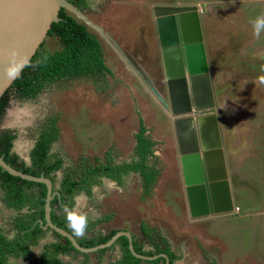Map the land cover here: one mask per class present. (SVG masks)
I'll use <instances>...</instances> for the list:
<instances>
[{"label":"rangeland","instance_id":"rangeland-1","mask_svg":"<svg viewBox=\"0 0 264 264\" xmlns=\"http://www.w3.org/2000/svg\"><path fill=\"white\" fill-rule=\"evenodd\" d=\"M162 1L172 5L177 0ZM156 2L160 0H93L83 14L104 33L109 30L118 42L126 44L128 33H134L126 26L139 22L136 15L149 10ZM179 4L203 10L201 24L208 44L216 99L211 111L219 121L226 149L233 206L238 207L233 213L190 220L176 139L173 130L165 129L166 124L171 127L170 120L148 94V89L122 66L113 48L89 26L88 30L103 42L106 63L112 73L106 77L107 85L103 82L95 85L89 79L64 81L42 91L35 100L10 93L7 110L0 117V131L19 133L15 151L21 159L28 160L38 132L35 130L56 118L59 137L52 151L61 156L65 171L80 169L81 159L91 165L95 159L104 164L106 154L115 155L116 158H109L114 164L128 160L141 119L148 130L146 134L156 143L154 152L160 168L151 196L141 200L138 176H129L123 186L102 177V183L92 187V196L79 192L72 207H67H75L88 221L107 218L91 232L84 229L79 238L123 231L130 233L143 250H153L154 246L142 234L144 225L155 230L150 232L154 237L161 234L169 242L178 256L174 264H264V83L261 82L264 80V31L257 37L251 23L257 17H264V0H179ZM142 33L139 30L134 36L144 41ZM43 43L49 51L59 48L49 37ZM152 44L154 53L149 56L150 60L154 59L157 49L155 42ZM128 48L131 50L133 46ZM151 63L155 78L160 81L159 57ZM64 171L50 180L55 189ZM64 209L60 213L65 214ZM12 215L0 193V228L12 227L6 222ZM46 234L44 240L48 242L40 241L31 248L28 257L10 259V262L42 264L46 246L58 240L50 232ZM11 236L12 233L8 234ZM109 248L101 256L90 252L86 253V259L82 254L71 253L60 255L59 259L65 264H110L121 256V247L112 244Z\"/></svg>","mask_w":264,"mask_h":264},{"label":"trees","instance_id":"trees-1","mask_svg":"<svg viewBox=\"0 0 264 264\" xmlns=\"http://www.w3.org/2000/svg\"><path fill=\"white\" fill-rule=\"evenodd\" d=\"M68 1L82 11L90 8L92 2V0ZM58 18V22L51 24L47 37L54 39L59 48L55 51H49L44 47V43L40 44L38 50L31 57L29 64L22 69L20 75L0 98V117L3 116L8 107L10 93L21 98L35 100L42 91L64 81L89 79L95 81V85L100 82L107 85L105 83L106 77L112 76V73L106 63L102 40L97 35L92 34L85 25L63 8L59 10ZM139 124L140 127L134 135V158L130 162L114 164L109 158H106L104 164L95 159L91 165L81 159L83 166L80 169L63 170L64 176L59 192L61 201L66 205L65 207H72L73 199L79 192H86L92 196V187L101 184L100 178H108L115 181L118 186H123L125 179L131 173L137 175L140 180L141 200L144 201L151 196L153 186L160 175L158 157L153 153V147L156 143L149 134H146L148 130L142 124L141 119H139ZM42 128L31 151V166H25L23 162L18 164V158L10 156L9 151L13 137L9 134H4L3 139L0 140V156L7 164L23 174L33 177L44 176L53 180L51 174L63 168L62 158H56L55 155L50 157L49 155L51 146L59 137L56 118L48 120ZM0 181L6 192L5 202L7 207L17 212L27 207L29 211V214L23 217L16 216L13 228L11 227L8 231L13 233L11 237H8L5 233L7 230L4 231L0 228V264H12L10 259L28 257L31 254V248L37 245L39 240L46 234L36 222L37 219L43 220L46 187L43 183L31 182L12 176L3 171L1 167ZM33 188H39L40 190L31 194L27 193V189ZM56 201V199L53 200L51 205L56 204ZM51 220L58 227L67 230L72 236L76 237L67 226L65 216H58L52 211ZM105 220L107 218L89 220L85 230L91 232ZM141 231L149 243L154 246V249L143 250L142 246L132 236L133 249L141 256L155 257V259L135 257L129 249L128 239L121 236L113 244L120 245L121 256L110 264H165V259H168V263L172 264L178 259L176 253L171 250L169 242L161 234L154 237L152 233L155 230H149L144 225H142ZM117 232L112 230L106 235L95 233L91 238L83 236L77 239V242L83 248H92L107 243ZM54 235L58 237V240L46 246L42 255V264H65L59 259V256L70 255L71 253L74 255L82 254L87 259L88 255L76 250L67 238L58 236L56 233ZM111 248L99 249L96 253L101 256Z\"/></svg>","mask_w":264,"mask_h":264},{"label":"water","instance_id":"water-1","mask_svg":"<svg viewBox=\"0 0 264 264\" xmlns=\"http://www.w3.org/2000/svg\"><path fill=\"white\" fill-rule=\"evenodd\" d=\"M61 8L73 14L87 28L95 29L120 56V50L113 45L115 42L112 38L90 22L68 0H0V98L29 64L47 37L51 24L59 21L58 12ZM202 13L203 10H199L198 6L154 8L169 104L150 83L146 85L152 97L166 111L170 110V117L175 119L173 127L182 180L189 215L194 220L227 215L234 209L216 114L209 113L195 119L176 118L215 107L200 18ZM10 66L16 69L11 75L6 72ZM0 167L12 176L45 185L46 225L42 228L49 227L67 238L79 252H96L110 247L119 237L125 236L135 257L155 259L137 254L133 249L132 235L123 231L117 232L103 245L81 247L74 236L51 222V201L58 193L52 192V183L48 178L23 174L7 164L2 157Z\"/></svg>","mask_w":264,"mask_h":264},{"label":"flooded vegetation","instance_id":"flooded-vegetation-1","mask_svg":"<svg viewBox=\"0 0 264 264\" xmlns=\"http://www.w3.org/2000/svg\"><path fill=\"white\" fill-rule=\"evenodd\" d=\"M179 5H180L179 4V0L176 1V4L173 3L172 5L165 4V3H163L162 0H160V2H156L155 4H151L149 10H143V11L140 12L139 15H136L137 17H135V18H139V22H134L133 24L131 23L130 25H127L126 27L132 28L134 30L135 35H136L137 31H139V30L143 31L142 34L144 36V41L142 39L136 38L134 36V33H132V34L128 33L129 41H128V43L126 42V44H124V43L118 42V40H116V38H114L113 36H111L109 30H107V32H105V33H107V35L109 37L112 38V41L115 42V43L113 42L114 43L113 45H115V46H117L119 48V50H120V56L115 51H113V52L116 54V56L121 61L122 66L129 72V74L131 76H133L136 80H138L142 84V86L145 87L146 89H147V86H146L147 83H150L151 85L153 84L154 87L158 90V92L162 96V98L168 104H169V95H168L167 86H166V80H165V75H164V67H163V60H162L161 49H160V44H159V39H158L157 27H156V23H155L154 8H156V7L163 8V7H168V6L178 7ZM80 11H82V10H80ZM82 12L85 13V10H83ZM141 18L143 19V21L141 20ZM132 20H134V17L132 18ZM126 35H127V33H126ZM148 40H150V41L148 42ZM119 41H121V40H119ZM151 41L152 42H155V44H156V46H154V48L157 47L156 52H155V57H154L153 60H150L149 59V56H151L154 53L153 52L154 49H152L154 43L152 44ZM135 42H138V44H134ZM127 44H129V45H127ZM204 44H205V51H206V56H207V63H208V68H209V75H210L211 86H212L213 97H214L215 96V91H214V86L212 84V76H211V72H210V64L208 62V48H207L208 44H207L205 38H204ZM130 46H133V48L131 50H129V48H128ZM146 54H147V56H146ZM158 57H159L160 66H161L160 81H157V78H155V76L157 77V75L155 74V72L152 71V67H150L151 66L150 64H152L151 62H154V60L157 61V58ZM149 67H150V69H149ZM150 78H151V80H150ZM153 80H155V82H158V86H155V82ZM102 91H103V89H102ZM148 94H150V93H148ZM189 99H190V96H189ZM190 102H191V100H190ZM214 104H216L215 97H214ZM158 105L162 109V111L165 112L166 117L170 120V123H171V127H169V126L167 127V124H166L165 125L166 126L165 129L166 130L167 129L173 130V133H174V136H175V131H174V127H173L174 126L173 123L175 122V119L172 120V118H171L172 116L170 117V115H171L170 110H167L166 111L159 102H158ZM6 110H7V108H6ZM6 110H5V112H6ZM209 113H212V111L209 110V111H205V112H191V113L188 114L187 117L177 116L176 118H178V119H184V118H193V119H195L198 116L206 115V114H209ZM164 124L165 123H162V125H164ZM218 124H219V121H218ZM42 129L43 128H39V129L35 130V131H38V132H36L37 134L35 133L36 135L33 138L32 147L30 148V150L28 152V155H27L28 160L21 159L22 157L19 156L16 153V151H15L16 150L15 149V142L19 138V133L16 130H2V131H0V140L3 139V135L4 134H6V135L9 134V136H12L13 137V139L11 141V145L12 146H11V149L9 151L10 156H15L16 158H18V160H17V163L18 164H20V163L23 162L25 164V166H31V164H32V161H31V151H32L34 145L36 144L37 138L39 136V132ZM219 129H220V124H219ZM197 134H198V132H197ZM220 137H221L222 147H223V151H224V155H225V163H226V169H227V174H228V166H227V160H226V149H225V146H224V140H223V138L221 136V132H220ZM175 139H176V137H175ZM57 141H55V143L51 146V148L49 150L50 157L52 155H55L56 158H61V156L57 155L55 152L52 151V149H53V147H54V145L56 144ZM176 145H177V142H176ZM133 150H134V147H133ZM133 150H132V154L129 157V159L128 160H125L123 162H130V160L132 158H134V156H133ZM153 150H154V147H153ZM177 150H178V146H177ZM153 153L155 154L154 151H153ZM178 154H179V152H178ZM0 157H2V156H0ZM103 158L106 159V158H116V157H115V155L106 154ZM179 163H180V158H179ZM63 169H64V167L61 170H58L57 172L51 174V177H53V175L54 176L57 175L58 173H60L61 171H63ZM131 175L137 176V175H135L133 173H131L129 176H131ZM62 180H63V178H62ZM62 180H61V182H62ZM228 180H230V178ZM100 181H101V178H100ZM102 181H101V183H102ZM61 182H60L59 187L57 189L54 188L53 182H51L52 183V192L53 193H58V195L57 194L54 195L53 200L56 199L57 201H56V204L51 205V212L53 211L58 216H65V214L60 213V211H63V208H65V206H66L64 204V202L61 201V195H60V192H59L61 190ZM184 189H185V187H184ZM39 190H40L39 188H33V189H27L26 191H27V193H30L31 194V193L38 192ZM0 193H1L2 197H3V203H5V205H6L7 204L5 202L6 192L3 189V187H2V182L1 181H0ZM45 201H46V197H45ZM52 201H51V203H52ZM6 208L7 209H11L13 211V215L11 216V218L6 221L8 225H10V223H11L10 226H12V228L14 226V221H15L16 216L19 215V216H22L23 217V216L29 214V211H28L27 207L23 208L20 212H17V211H15L12 208L7 207V205H6ZM51 212H50V219H51ZM190 220L191 221H194V219H190ZM36 222L39 224V226L41 228L46 225V221H45V204H44L43 220L42 219H37ZM51 222H52V220H51ZM53 224L56 225L55 223H53ZM5 230H7V232H8L10 229H4V231ZM42 230L45 231V233L50 232L53 236H56V235H54L55 232L52 229H50L49 227H46V229H43L42 228ZM7 232H5L7 235L12 233V232H8L7 233ZM46 236H47V234H45L44 237L39 240V242L42 241V240H44L46 238ZM75 238L77 240V239H79V236H77ZM46 241L48 242L49 240H46ZM52 243H54V242H52ZM171 250H172V248H171ZM174 262L172 264H174ZM165 264H169L168 263V259H165Z\"/></svg>","mask_w":264,"mask_h":264},{"label":"clouds","instance_id":"clouds-1","mask_svg":"<svg viewBox=\"0 0 264 264\" xmlns=\"http://www.w3.org/2000/svg\"><path fill=\"white\" fill-rule=\"evenodd\" d=\"M180 7H183V6H180ZM200 18H202L201 15H200ZM251 23L253 24L254 34L257 37H259L261 32L264 31V17H257L255 20L251 21ZM15 70L16 69L14 66H10L9 68L6 69V72L9 75H11L13 72H15ZM261 82L264 83V80H262ZM79 199L80 198L78 197L77 201H79ZM236 208L237 207H234V209ZM234 209H233V212L235 211ZM64 211H65V219H66L67 225L72 230L73 234L76 236L82 235L86 227L87 221H88L87 216L83 213H78L75 207H73L72 209L65 207Z\"/></svg>","mask_w":264,"mask_h":264},{"label":"crops","instance_id":"crops-1","mask_svg":"<svg viewBox=\"0 0 264 264\" xmlns=\"http://www.w3.org/2000/svg\"><path fill=\"white\" fill-rule=\"evenodd\" d=\"M134 144H135V142H134ZM177 255V254H176Z\"/></svg>","mask_w":264,"mask_h":264}]
</instances>
